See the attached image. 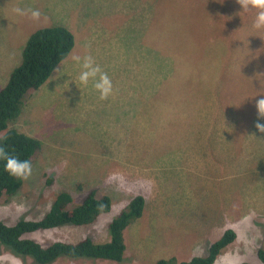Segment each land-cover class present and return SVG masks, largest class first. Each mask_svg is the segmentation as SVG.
<instances>
[{
  "label": "rangeland",
  "instance_id": "374dc122",
  "mask_svg": "<svg viewBox=\"0 0 264 264\" xmlns=\"http://www.w3.org/2000/svg\"><path fill=\"white\" fill-rule=\"evenodd\" d=\"M256 15L237 0H0V90L35 31L63 26L75 35L49 86L32 91L10 123L42 150L19 193L0 199V221L40 220L60 193L77 206L95 190L112 199L109 213L27 237L44 246L105 244L110 223L142 196L143 216L124 231L123 263L60 257L55 264L186 262L207 256L229 229L237 237L215 264H264V163L257 168L264 133L255 127L264 124L256 107L264 98V28H254ZM74 56H91L108 74L107 100L92 81L80 84ZM230 110L226 118L235 113L240 124L230 133L235 157L225 162L211 156L218 146L205 135ZM0 264L32 260L1 247Z\"/></svg>",
  "mask_w": 264,
  "mask_h": 264
},
{
  "label": "trees",
  "instance_id": "16d2710c",
  "mask_svg": "<svg viewBox=\"0 0 264 264\" xmlns=\"http://www.w3.org/2000/svg\"><path fill=\"white\" fill-rule=\"evenodd\" d=\"M74 48L75 35L66 27L56 26L35 31L26 43L22 62L12 71L7 85L0 90V146L20 160H30L32 167L36 155L42 150L41 142L24 132L10 129V123L23 113L27 96L32 91L49 86L54 71L71 55ZM231 111L226 112L223 120V114L220 113V117L211 124L213 131L210 136L205 135L209 147L218 146L211 154L213 157L220 155L222 150L226 151L228 158L232 156L229 146L232 139L230 133L236 132L240 118L235 113L226 118ZM143 112V122L148 124L150 112ZM220 124V130L216 129ZM23 184V180L13 178L5 171V161L0 160V199L18 194ZM145 205L144 197H135L110 223V240L105 244L86 238L76 244L56 242L44 246L34 239H29L28 234L41 230H52L66 225H91L99 216L109 213L112 209V199L109 196L100 197L95 190L90 191L84 202L77 206L73 205V198L69 193L62 192L56 197L50 211L40 220L24 219L14 226L0 221V250L2 247L25 262L31 259L32 264H55L60 257L123 263L127 253L124 231L133 220L143 216ZM236 237L235 231L229 229L212 244L205 257H195L186 262H178L176 258H172L159 260L155 264H215L219 255L235 242ZM259 257L264 262V250L259 251Z\"/></svg>",
  "mask_w": 264,
  "mask_h": 264
},
{
  "label": "clouds",
  "instance_id": "9594fccd",
  "mask_svg": "<svg viewBox=\"0 0 264 264\" xmlns=\"http://www.w3.org/2000/svg\"><path fill=\"white\" fill-rule=\"evenodd\" d=\"M237 3H239L243 7V11L256 9L257 15L253 26L256 29L264 28V0H237ZM15 11L19 15H28V13L30 12L32 19H39L40 17V13L38 10H24L17 8L15 9ZM73 59L77 62V64L80 65L82 69L79 74L80 84L87 86L89 84V81H92V87L99 93V99L107 100L109 96L113 94V84L108 74L104 72L98 64L95 63L94 59L91 56H85L83 57V59H81L80 56H74ZM57 71H59V69H57ZM65 84L69 87L68 82H66ZM256 107L258 109V117L260 119H264V98L257 101ZM255 127L261 133H264V124L256 123ZM231 151L232 156L229 158L227 157L226 151L222 150L220 155L225 157L224 160L233 162L235 153L232 148ZM0 160L5 161V171L8 172L13 178L26 181L31 177L32 163L30 160H20L15 155L7 152L5 147L2 146H0Z\"/></svg>",
  "mask_w": 264,
  "mask_h": 264
},
{
  "label": "flooded vegetation",
  "instance_id": "af4514ba",
  "mask_svg": "<svg viewBox=\"0 0 264 264\" xmlns=\"http://www.w3.org/2000/svg\"><path fill=\"white\" fill-rule=\"evenodd\" d=\"M264 163V158H261L260 161L258 160V163H257V168L259 167L260 164ZM137 264H140V263H137Z\"/></svg>",
  "mask_w": 264,
  "mask_h": 264
}]
</instances>
